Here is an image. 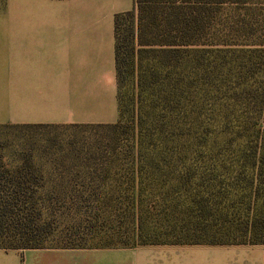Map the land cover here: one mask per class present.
I'll return each instance as SVG.
<instances>
[{
    "label": "trees",
    "instance_id": "trees-1",
    "mask_svg": "<svg viewBox=\"0 0 264 264\" xmlns=\"http://www.w3.org/2000/svg\"><path fill=\"white\" fill-rule=\"evenodd\" d=\"M115 57L117 123L0 125L99 131L60 153L0 133V249L264 246V0H135Z\"/></svg>",
    "mask_w": 264,
    "mask_h": 264
},
{
    "label": "crops",
    "instance_id": "crops-1",
    "mask_svg": "<svg viewBox=\"0 0 264 264\" xmlns=\"http://www.w3.org/2000/svg\"><path fill=\"white\" fill-rule=\"evenodd\" d=\"M135 0H6L0 7V125H98L120 119L115 17ZM259 246L0 249V264H264ZM153 251V252H154Z\"/></svg>",
    "mask_w": 264,
    "mask_h": 264
},
{
    "label": "rangeland",
    "instance_id": "rangeland-1",
    "mask_svg": "<svg viewBox=\"0 0 264 264\" xmlns=\"http://www.w3.org/2000/svg\"><path fill=\"white\" fill-rule=\"evenodd\" d=\"M1 7V6H0ZM130 23L127 21L122 22L121 29L126 31L130 26ZM123 93L126 94L129 102L131 101L132 96V79L131 74L128 75L127 80L123 86ZM135 117L134 112H129L125 116L124 122L132 123L133 118ZM0 133L3 137L8 140L10 144L9 148L11 149H25V150H34L36 152L47 151L50 153H60L63 151H68L70 149H80L86 143H92L95 140V135L99 131H94L90 129H80L70 126L64 127H49V128H39V129H13V128H1ZM220 142V140H219ZM250 246H259L264 255V246L260 245H250ZM145 247L138 249L144 250ZM135 249V248H132ZM127 250V249H125ZM131 250V249H130ZM153 249L148 252H142L141 255H144L145 261H141L145 264H154L156 251ZM113 264H137V256L134 253L130 252H118L114 251L113 253Z\"/></svg>",
    "mask_w": 264,
    "mask_h": 264
}]
</instances>
